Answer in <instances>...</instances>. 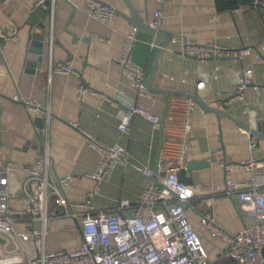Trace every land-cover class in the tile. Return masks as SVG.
<instances>
[{
	"label": "crops",
	"instance_id": "1",
	"mask_svg": "<svg viewBox=\"0 0 264 264\" xmlns=\"http://www.w3.org/2000/svg\"><path fill=\"white\" fill-rule=\"evenodd\" d=\"M96 1L118 11L113 23L93 19L88 0H0V169L10 179L11 208L22 211L30 207L25 191L32 184L28 169L42 159V173H48L56 186L58 179L78 178L67 194L73 203H85L95 188L88 175L101 162V152L90 144V135L122 153L112 177L102 183L94 199L98 211H113L124 200L135 205L151 183L155 184L136 168L152 172L153 179L160 181L170 163H185L180 178L197 194L185 209L210 262L217 264L225 258V246L211 237L202 219L212 215L230 232L255 225L254 220L240 215L238 193L230 196L227 186L232 181L240 190L251 188L256 184L254 172L235 171L229 176L208 160L223 148L231 165L264 161V140L259 138L258 149L252 150V133L240 126L264 136V0H227L222 7L218 0H131L147 24L178 40L163 50L154 87L179 94L151 98L141 97L132 87H122L121 60L128 36L138 31L134 61L149 81L165 37L139 31L131 22L133 15L125 0ZM33 33L42 37L40 50L33 45ZM186 39L202 45L217 42L231 48L247 47L257 55L198 60L186 55ZM70 62L81 79L54 72L58 63ZM246 69L255 71L247 102L226 105L237 91L236 80L223 77L215 82L211 77L237 75ZM82 83L91 90L84 100L78 93ZM203 83L206 90L200 89ZM187 95L210 100L214 110L203 109ZM16 96L23 102L16 101ZM131 103L159 116L160 124L154 126L136 117L130 131L122 132L121 119ZM203 161L206 166H196ZM48 203L46 228L28 217L18 224L21 232L32 235L41 229L29 243L33 258L39 255L37 245L53 253L77 250L82 244L78 220L66 217L57 197ZM77 213L84 214L80 209ZM132 214L129 209L125 213Z\"/></svg>",
	"mask_w": 264,
	"mask_h": 264
},
{
	"label": "built area",
	"instance_id": "2",
	"mask_svg": "<svg viewBox=\"0 0 264 264\" xmlns=\"http://www.w3.org/2000/svg\"><path fill=\"white\" fill-rule=\"evenodd\" d=\"M88 5L92 18L97 21L113 23L118 17L116 9L96 0H88ZM138 39V31L127 38L121 60L124 69L121 85L132 87L141 97L151 98L154 94L147 89L146 72L134 61ZM173 42H178L176 37ZM184 44L186 55L198 60H238L257 55L247 47L231 48L217 42L202 45L186 39ZM54 72L81 79L71 62L58 63ZM223 77L237 82V91L225 101L226 105L245 104L249 90L255 83V71L246 69L237 75L217 73L211 79L218 82ZM206 88V83L200 86L201 90ZM78 93L79 98L84 100L91 90L82 84ZM15 100L23 102L20 96H16ZM204 103L211 106L210 100ZM136 117L143 118L154 126L161 122L159 116L131 103L122 116L120 130L125 133L130 131ZM88 138L90 144L100 150L101 162L99 169L88 175L95 182V188L89 193L85 203H73L67 194V189L78 178L68 176L58 179L59 184L56 186L50 181L48 173H42L45 161L42 159L28 169L32 184L26 185L25 191L30 199V207L22 211L13 210L10 179L6 170L0 169V264H213L185 209L197 196L191 187L180 180V168L185 163H170L167 175L160 178V186L151 183L135 205L130 200H124L113 211H98L94 199L99 194L102 183L112 177L115 167L121 162L122 153L102 139L90 135ZM260 143L259 137L250 134L252 150H257ZM208 161L224 169L229 176L235 171L254 172L256 184L251 188L240 190L232 181L227 186L230 196L238 193L237 209L240 215L251 218L255 225L241 232H230L212 215H207L202 219L203 226L213 239L225 246L224 256L235 264H264V161L254 160L242 165H231L223 148L213 153ZM48 164L49 160L46 159L45 165ZM136 169L151 181L154 178L152 172ZM32 185L38 187L30 190ZM52 197H57L58 205L66 210V217L78 220L82 244L77 250L53 253L46 252L44 245H37L39 255L33 258L29 243L41 229L35 230L32 235L21 232L18 224L22 218L28 217L33 224L38 223L46 228L50 220L48 202ZM160 205L163 206L162 209L158 208ZM78 209L84 214H78ZM128 209L133 210L132 215H125Z\"/></svg>",
	"mask_w": 264,
	"mask_h": 264
},
{
	"label": "water",
	"instance_id": "3",
	"mask_svg": "<svg viewBox=\"0 0 264 264\" xmlns=\"http://www.w3.org/2000/svg\"><path fill=\"white\" fill-rule=\"evenodd\" d=\"M125 2L127 3L128 7L130 8V11L132 12L133 18L131 19V22L133 25L136 26V28L141 31H147L151 34H159V35H163L166 39L165 43L161 46V48L159 49V51L157 52L156 58H155V67H154V71L153 74L151 76V79L147 82V89L148 91H150L153 94H164V95H169V94H179L177 92L174 91H168V90H164V89H159L154 87V82L155 79L157 77L158 74V70H159V64H160V58L162 55V52L164 49H166L170 43H172L173 40V36L170 34H167L163 31H159L158 29L154 28L151 24H147L142 17L140 16V14L136 11L135 6L133 4V2L131 0H125ZM32 39L34 42V46H38V48L36 49H42V45L41 43H39L38 41H41L42 37H40V35L37 34H32ZM37 52V54L41 55L42 51ZM34 58V57H33ZM41 71L43 70V68L40 69ZM188 98L194 100L197 104H199L203 109L208 110V111H213L214 109H212V107L207 106L199 97L197 96H191V95H187ZM219 114L223 115V116H228L231 117V115H229L228 113H224V112H219ZM241 128L245 129L248 132H251L253 135L258 136L259 138L264 140V136L259 135V133L251 131L248 127H246L245 125L240 124ZM79 130V129H78ZM80 131V130H79ZM207 162L203 161L200 164H196V166L201 167V166H206ZM155 184L157 186H160V181L159 180H154L152 179Z\"/></svg>",
	"mask_w": 264,
	"mask_h": 264
},
{
	"label": "trees",
	"instance_id": "4",
	"mask_svg": "<svg viewBox=\"0 0 264 264\" xmlns=\"http://www.w3.org/2000/svg\"><path fill=\"white\" fill-rule=\"evenodd\" d=\"M223 1H227V0H218V3H219L218 6L222 7L221 5H222ZM235 1L237 2V0H231V2H235ZM243 1H246V2H249V3H254L255 2V0H243ZM229 5H232V7H237L236 5H233V4H229ZM180 180L183 182V179L180 178ZM217 264H232V262L225 257L221 261H219Z\"/></svg>",
	"mask_w": 264,
	"mask_h": 264
}]
</instances>
